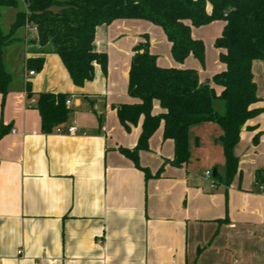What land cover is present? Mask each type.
Here are the masks:
<instances>
[{"label": "crops", "instance_id": "0c3cea01", "mask_svg": "<svg viewBox=\"0 0 264 264\" xmlns=\"http://www.w3.org/2000/svg\"><path fill=\"white\" fill-rule=\"evenodd\" d=\"M143 36L159 67L198 70L192 56L172 61L164 33L141 20L95 30L93 51L108 55L120 83L96 65L93 80L76 87L48 47L23 46L21 79L3 102L0 96V124L9 126L0 139V264H264V181L257 184L264 178L262 63H252V74L259 99L253 108L263 112L241 130L233 150L238 171L228 187L213 177L214 170L224 175L225 161L222 131L212 123L190 128V159L181 167L168 163L174 144L163 139L160 124L148 150L138 153L139 167L152 176L145 178L121 151L136 146L142 118L126 131L114 109L137 102L127 94V76ZM37 58L42 70L29 76L26 61ZM40 93L70 100L63 133L41 132L33 108ZM161 112L154 102L152 114Z\"/></svg>", "mask_w": 264, "mask_h": 264}, {"label": "trees", "instance_id": "16d2710c", "mask_svg": "<svg viewBox=\"0 0 264 264\" xmlns=\"http://www.w3.org/2000/svg\"><path fill=\"white\" fill-rule=\"evenodd\" d=\"M211 12H206V0H0L1 8L16 12L8 33L0 28V96L2 102L12 87V76L5 70L2 51L15 39L18 30L33 26L40 48L57 55L72 83L82 87L94 78L95 66L106 71L107 57L93 51L95 30L116 20H144L160 27L170 43L173 60L182 63L192 56L204 66V45L191 37V27L206 26L214 21L224 23L214 46L220 50L219 60L224 71L211 81L200 82L194 70L161 68L149 53V41L133 48L127 76V94L137 102L116 106L118 120L126 131L142 118L141 132L132 150L122 149L138 168V153L148 150V141L160 124L163 139L174 144V156L169 164L181 167L189 162L188 134L193 126L212 123L222 134L217 139L225 161L224 175L215 178L228 187L238 171L234 147L246 123L262 109L253 108L259 102L252 74V63L260 61L264 76V0H209ZM1 19V12H0ZM36 42V41H33ZM44 51H42L43 53ZM43 58L26 61L28 71L40 72ZM222 88L217 96L213 87ZM31 94L28 83L24 85ZM66 95L40 93L33 108L40 116L41 132L50 134L67 120ZM162 110L152 114L153 103ZM9 126L0 124V139ZM258 135L253 137L257 143ZM145 178L152 177L140 168ZM162 168L156 173L159 176ZM264 178L258 177L257 184Z\"/></svg>", "mask_w": 264, "mask_h": 264}, {"label": "rangeland", "instance_id": "374dc122", "mask_svg": "<svg viewBox=\"0 0 264 264\" xmlns=\"http://www.w3.org/2000/svg\"><path fill=\"white\" fill-rule=\"evenodd\" d=\"M23 5L20 4L17 9L12 8H1V19H0V28L4 33H8L11 24L14 22V17L16 12L23 10ZM206 11H210V3L209 0H206ZM144 21V20H141ZM146 23H149L147 21H144ZM152 27L157 29V31L161 34L162 29L156 25H153L150 23ZM222 31V21H214L206 26L201 27H191V37L195 40H199L204 45V66H201L195 60L192 58V61L194 65L198 68L196 72L198 73V78L203 79V82L211 81L212 77L216 75L217 73L221 72L223 65L219 60L220 51L215 48L214 42L215 40L221 35ZM15 39L12 43H10L8 46H6L2 51L3 56V63L5 70L12 76V86L18 84V82L21 79L22 76V60H23V46L25 44L28 45H36L39 49L40 46L37 43V32H25L18 30L15 35ZM153 37V36H152ZM36 41V42H33ZM166 41V40H165ZM43 51V50H42ZM107 57V67L106 71L103 72L101 69V73L103 75L110 74L111 71V80L115 84L116 82L120 83L119 73L118 71H114V63L112 64V67L109 65V59L108 55L105 54ZM168 57L172 60L171 52L168 50ZM113 69V70H112ZM254 75V74H253ZM256 76V73H255ZM254 76V77H255ZM260 76L262 77V74L260 73ZM263 79V78H262ZM256 80V79H255ZM260 90L261 87L259 86ZM264 91V87H263ZM73 114V113H69ZM135 127V125L131 126V130ZM197 143L199 145L198 141H195L194 144Z\"/></svg>", "mask_w": 264, "mask_h": 264}, {"label": "built area", "instance_id": "2783aa9c", "mask_svg": "<svg viewBox=\"0 0 264 264\" xmlns=\"http://www.w3.org/2000/svg\"><path fill=\"white\" fill-rule=\"evenodd\" d=\"M25 32H34V33H36L37 31H36V28L33 27V26H26L25 27ZM28 74H29V76H33L35 74V72L34 71H30ZM69 105H70V100H66L65 101V106L68 107ZM74 131H75V128H69L67 130V133L68 134H72ZM55 132L58 133V134L63 133L61 127H57L55 129ZM205 177H206L207 180L210 181V186L212 188L216 186L215 181L212 178L211 172H209V171L205 172ZM259 189L263 190V187H259ZM20 253H21V251L18 252V254H20Z\"/></svg>", "mask_w": 264, "mask_h": 264}, {"label": "water", "instance_id": "95a60500", "mask_svg": "<svg viewBox=\"0 0 264 264\" xmlns=\"http://www.w3.org/2000/svg\"><path fill=\"white\" fill-rule=\"evenodd\" d=\"M213 177H214V178L217 177V172H216V170L213 171Z\"/></svg>", "mask_w": 264, "mask_h": 264}]
</instances>
